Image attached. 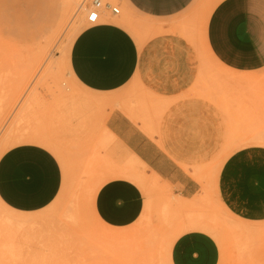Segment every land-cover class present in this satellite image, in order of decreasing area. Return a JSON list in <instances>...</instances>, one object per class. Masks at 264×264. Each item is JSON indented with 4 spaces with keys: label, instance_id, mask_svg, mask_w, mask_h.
<instances>
[{
    "label": "rangeland",
    "instance_id": "rangeland-1",
    "mask_svg": "<svg viewBox=\"0 0 264 264\" xmlns=\"http://www.w3.org/2000/svg\"><path fill=\"white\" fill-rule=\"evenodd\" d=\"M9 1V10L0 11V79H3L0 90L8 100L15 99L17 91L21 92L14 109L20 107L29 88L37 96L30 113L33 123L27 126L22 121L13 132L35 127L56 144L64 160V165L60 161L61 191L67 192L68 197H82V205L74 215L59 199L29 214L36 219L34 229H21L22 234L13 239V247L9 238V245L4 240V246H0V264H168L167 245L177 227H181L176 225L175 204L169 197L163 201L166 205L162 214L160 202H150L135 223L119 228L117 247L113 250L91 211L90 197L110 170L98 162L109 144L97 142L106 112L111 108L124 112L128 105L157 122L168 106L185 107L180 102L182 98L197 101L194 105L200 117V143L211 138L216 145L209 158L204 157L194 169L206 180L194 201L183 202V227L186 219H191L192 210L204 213L203 219L212 225L208 232L220 249L218 264H264V222H247L231 216L216 199L213 189L207 187L230 148L252 145L257 139L264 146V0H193L172 20L178 23L168 24L164 29L135 13L124 0H99L98 21L106 20L111 14L110 7H116L121 20L118 24L134 37L139 47L154 36L164 43L173 38L189 45L193 38L201 53L196 87L186 89L175 99H165L151 91L142 73L136 71L127 83L110 94L117 97L116 101L94 107L99 110L98 115H90L92 121L95 119L94 127L86 124L88 114L83 108L87 107L80 114L70 113L61 120L52 112L59 93L63 94L60 85L65 86V92H74L73 95L88 91L71 82L66 72L55 83L44 72L47 66L53 73L61 71L63 53L74 29L80 31L88 24L86 10L91 0H79L74 13L62 25H56L57 16H50L45 7L34 6L32 0ZM187 27L191 28L188 32ZM224 45L231 48L230 63L241 65V69L233 65L224 67L221 60L205 51ZM10 111L7 114L4 108L0 134L9 129L6 125L14 113L9 116ZM209 132L213 135L209 136ZM19 215L0 206V218L7 227ZM200 221L194 224L200 225Z\"/></svg>",
    "mask_w": 264,
    "mask_h": 264
},
{
    "label": "crops",
    "instance_id": "crops-1",
    "mask_svg": "<svg viewBox=\"0 0 264 264\" xmlns=\"http://www.w3.org/2000/svg\"><path fill=\"white\" fill-rule=\"evenodd\" d=\"M192 1L124 0L130 9L160 29L177 24L172 20ZM221 38L224 40V35ZM205 51L221 60L224 67L241 69V65L230 63L229 45ZM200 53L193 38L189 45L173 38L164 43L154 36L139 47L124 27L104 20L88 23L76 34L69 49V66L76 80L92 91L112 93L140 71L151 91L175 99L198 85ZM180 102L186 106H168L157 122L128 105L126 113L118 108L106 112L103 127L110 138L98 162L110 170L95 187L90 208L113 250L119 228L135 223L150 202H160L162 214L166 205L163 201L169 197L175 204L176 225L181 227L167 245L168 264H218L220 249L208 232L212 225L203 219L205 214L192 210L191 219H186L183 227V202L194 201L206 180L194 169L204 157L209 158L216 145L211 138L200 143V117L194 105L197 101L182 98ZM263 148L258 144L254 149L244 144L230 148L207 185L231 216L247 222L264 219L263 209L256 206L263 196V180L251 166L244 167L253 158L255 164L263 162ZM62 185L61 165L48 149L18 143L0 154V200L10 210L32 214L61 199L76 215L82 197H68L67 192H60ZM200 219V225H195Z\"/></svg>",
    "mask_w": 264,
    "mask_h": 264
},
{
    "label": "bare ground",
    "instance_id": "bare-ground-1",
    "mask_svg": "<svg viewBox=\"0 0 264 264\" xmlns=\"http://www.w3.org/2000/svg\"><path fill=\"white\" fill-rule=\"evenodd\" d=\"M32 1H33L32 4H34V6L43 7V8L45 7V9L50 14V16H52L53 14L57 16L56 25H62L64 22H66L71 17V15L74 13L76 6L79 5V0H32ZM93 1L94 0L90 1V4L89 6H87V8L91 7ZM9 2H10L9 0H1L0 2L1 12L6 13L9 10V5H10ZM97 12H98V17L100 18L101 11L98 10ZM87 14H88V10H86V20H87ZM105 18L106 20H110L116 23L121 22L119 16H117L116 14L111 13L107 15V17ZM137 25L142 26L143 24L137 23ZM78 32H79L78 28L74 29V32L72 33L70 37V40H69L70 42L68 44V47L63 53L64 56L62 60L61 71L58 74L53 73L50 67L47 66L44 72L49 75V78L51 82L53 83L58 81V76L68 73L69 80L71 82L82 87L83 89H86L76 80L69 66L70 45H71L72 40L74 39V37L76 36ZM2 81L3 79H0V82ZM19 82L20 84L22 83L23 85V79H20ZM59 88L63 90V94L59 93L60 98L57 97L58 101H57V104L54 105L52 112L58 114V117H60L59 119L61 120L64 115L69 116L70 113L80 114L81 112H83V109H86L87 114H88L87 116L88 119H87L86 124L90 127L95 126V119L94 121H92L90 119V115L96 116L98 115V112H99V110L95 109L94 107H98L97 105L100 103L102 104V102H108V101L112 102V101L117 100L116 96L110 95L111 93H108V94L100 93V92L92 91L90 89H86L88 91L86 94L73 95L75 94L74 92L69 93L68 90L67 92H65V89H66L65 86L60 85ZM20 94L21 92L17 91L15 99L8 100L7 96H5V94L0 90V118L1 119L3 118L4 108H6V113L8 114V112L10 111V108L12 107V110L10 111L9 116L12 114V112H14L9 119V124L6 125L9 127V129L5 130L4 132L0 134V154L4 152L6 149L10 148L15 143H33V144H37V145H40L48 149L57 159L59 158L58 160L59 163L61 161L62 165H64V160L61 159L62 157L60 155V150L58 149L56 144L52 143L50 141V138L47 137L46 135L40 134L39 132H37L35 127L29 130H21L20 132L18 131L13 132L14 128L20 125L22 121H25L27 126H31L32 119L30 118V113H33V104L37 98L34 89L29 88L28 92L21 100L20 107L14 109L15 105H17L21 99V97H19ZM83 107H87V108H83ZM88 109L90 110L89 112H88ZM128 110H129L128 106L126 105V109L123 110L124 111L123 113L128 112ZM132 115H134L133 112H132ZM9 116H7V120ZM108 138H110V135L108 131L102 126L101 127V137L98 138L97 142H100V143L104 141L108 142L107 141ZM254 144L261 145V143L259 142V139H257L255 143H253L251 146L248 145V147H251L252 149H254ZM262 153L264 154V152ZM90 161L91 160L89 159L87 164H90ZM253 162H254V158L253 160L246 161V164L244 165V167L251 166L253 170L259 172L263 180V184H264V161L261 163L256 162L257 164ZM98 173L99 172L95 173L94 175ZM60 192L62 191L60 190ZM0 206L6 209H9L1 200H0ZM256 206L263 209V213H264V192H263V196L260 202L257 201ZM19 214L20 215L16 219V221H14V223L11 222L10 223L11 226L8 225V227L5 224L6 221L0 218V246H4V240H5L6 245H9V243L7 242L8 241L7 239L9 238L10 243H11L10 246L13 247V239L15 238V236L22 234L20 233L22 232L20 231L21 229L25 230L26 227L29 229H34L35 227L34 223L36 219L32 218L29 214H22V213H19ZM261 221L264 222V219H262ZM117 235H118V232H117Z\"/></svg>",
    "mask_w": 264,
    "mask_h": 264
},
{
    "label": "built area",
    "instance_id": "built-area-1",
    "mask_svg": "<svg viewBox=\"0 0 264 264\" xmlns=\"http://www.w3.org/2000/svg\"><path fill=\"white\" fill-rule=\"evenodd\" d=\"M105 7H108V4L104 5ZM101 8V4L99 0H94L92 2L91 7H88V14H87V22L88 23H95L98 21L99 17H98V10H100ZM110 12L112 14H116L118 12V9L116 7H110Z\"/></svg>",
    "mask_w": 264,
    "mask_h": 264
}]
</instances>
